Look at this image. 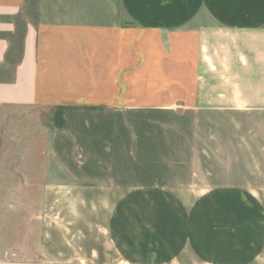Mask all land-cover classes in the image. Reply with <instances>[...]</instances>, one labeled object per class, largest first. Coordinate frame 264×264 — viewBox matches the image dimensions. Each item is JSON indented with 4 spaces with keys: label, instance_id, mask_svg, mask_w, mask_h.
Here are the masks:
<instances>
[{
    "label": "crops",
    "instance_id": "obj_1",
    "mask_svg": "<svg viewBox=\"0 0 264 264\" xmlns=\"http://www.w3.org/2000/svg\"><path fill=\"white\" fill-rule=\"evenodd\" d=\"M10 262L264 264V0H0Z\"/></svg>",
    "mask_w": 264,
    "mask_h": 264
},
{
    "label": "rangeland",
    "instance_id": "obj_2",
    "mask_svg": "<svg viewBox=\"0 0 264 264\" xmlns=\"http://www.w3.org/2000/svg\"><path fill=\"white\" fill-rule=\"evenodd\" d=\"M134 35H136L137 37L140 36V33H138V31H134ZM122 91V90H120ZM94 106H90L86 108H91ZM52 105H48V104H42V105H37L36 109L34 110L37 116V120H38V143H42L43 145H48L49 143V136L51 139V133L53 132L52 130V122L50 120V116L52 113ZM89 112V111H86ZM123 119V117H122ZM124 119L123 120H117V124L120 127H122V125L124 124ZM134 125H137V127H140V120H134V122H132ZM144 124V121H143ZM40 207V201H38V209ZM5 264H13V263H5Z\"/></svg>",
    "mask_w": 264,
    "mask_h": 264
}]
</instances>
